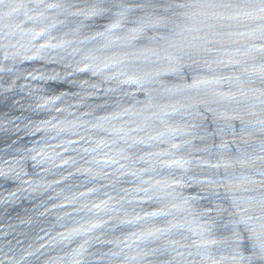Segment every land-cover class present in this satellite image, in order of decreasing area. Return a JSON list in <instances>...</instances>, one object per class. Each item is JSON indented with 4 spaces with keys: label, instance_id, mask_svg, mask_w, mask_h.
<instances>
[{
    "label": "water",
    "instance_id": "1",
    "mask_svg": "<svg viewBox=\"0 0 264 264\" xmlns=\"http://www.w3.org/2000/svg\"><path fill=\"white\" fill-rule=\"evenodd\" d=\"M0 264H264V0H0Z\"/></svg>",
    "mask_w": 264,
    "mask_h": 264
}]
</instances>
